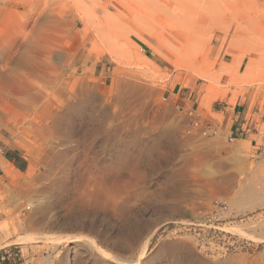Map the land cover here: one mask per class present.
<instances>
[{
	"label": "rangeland",
	"instance_id": "1",
	"mask_svg": "<svg viewBox=\"0 0 264 264\" xmlns=\"http://www.w3.org/2000/svg\"><path fill=\"white\" fill-rule=\"evenodd\" d=\"M137 1L0 0V140L28 163L0 185V264H264V152L229 139L218 112L248 108L261 142L264 70L245 82L222 68L244 55L242 73L255 56L242 41L227 52L228 12L206 35L211 53L175 67ZM24 51L34 75L16 66ZM8 73L36 99L11 95ZM190 105L216 136L185 132Z\"/></svg>",
	"mask_w": 264,
	"mask_h": 264
},
{
	"label": "bare ground",
	"instance_id": "2",
	"mask_svg": "<svg viewBox=\"0 0 264 264\" xmlns=\"http://www.w3.org/2000/svg\"><path fill=\"white\" fill-rule=\"evenodd\" d=\"M135 9L139 12V14H142L141 17L144 18L146 16L147 18H150V25L152 24L155 27L160 24L158 27L161 29H159V33L157 32L158 28L154 30L156 31L161 45L164 46L166 51L162 54V56L166 60H170V62L173 63L175 67L186 70L194 69L196 65L198 66L197 60L199 57H201V53H211L212 47L210 45L213 42V39H206V35L210 31V26H212V24L214 25L216 21L220 20L224 12H228L234 17L237 25L234 29L230 49H228L227 52L230 53L231 51H234L233 49H236L237 45L239 46V43L242 41L250 46L249 50H247L245 54L248 53L255 56L249 58L246 57L248 60H246L242 73H239L238 69L241 66L244 55L239 60L236 67H233L231 62L229 64L223 65L222 68L225 70L231 81L241 80L245 82H248L249 80L253 81L254 74L258 70H264V5L262 4H231L226 2V0H201L196 5L179 9L162 8L160 5L154 6L151 4V0H138L135 4ZM167 13L179 19L180 23H173L170 24L169 27H166V23L168 22ZM247 45H244V47ZM149 46L154 53L159 50L154 45ZM37 48L38 44H30L31 51ZM159 54L161 55V53ZM206 56L207 55H205V57ZM35 61L36 59L30 55L29 52L27 53L24 51V53L15 61V63L17 67H22L30 74L34 75L36 67ZM147 61L149 60L147 59ZM151 64L153 65L154 63L151 62ZM13 74L14 73H8L3 76L8 81L6 82L8 86L14 89L13 91L11 90V95L21 94L27 97V99L30 101L35 100V96L29 92L30 87L17 83ZM198 112L202 113L199 109ZM201 115L203 118H208L206 115ZM216 130L217 131L214 136H216L218 133V123ZM241 206L249 208L253 207L254 204H247L244 202Z\"/></svg>",
	"mask_w": 264,
	"mask_h": 264
},
{
	"label": "crops",
	"instance_id": "3",
	"mask_svg": "<svg viewBox=\"0 0 264 264\" xmlns=\"http://www.w3.org/2000/svg\"><path fill=\"white\" fill-rule=\"evenodd\" d=\"M179 93L180 91L178 90L177 94ZM190 93L187 96L183 93V96H180V100H187L190 97ZM218 112L222 115V122L227 127L229 139H246L256 149H262L263 144L253 136H258L259 132L256 128L254 130V127H251L252 120L247 117L248 108L244 109L238 104L232 108L225 106ZM26 160L24 153L17 147L0 140V185L5 183L7 173H11V171L24 172L28 167ZM3 258V256L0 257V259Z\"/></svg>",
	"mask_w": 264,
	"mask_h": 264
},
{
	"label": "built area",
	"instance_id": "4",
	"mask_svg": "<svg viewBox=\"0 0 264 264\" xmlns=\"http://www.w3.org/2000/svg\"><path fill=\"white\" fill-rule=\"evenodd\" d=\"M180 109H183L181 107ZM185 132L188 134L214 136L216 134L217 123L212 118H203L201 113L198 112L197 106L190 105L185 108ZM261 143L263 144L262 151L264 152V135L261 137Z\"/></svg>",
	"mask_w": 264,
	"mask_h": 264
}]
</instances>
